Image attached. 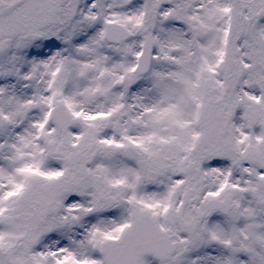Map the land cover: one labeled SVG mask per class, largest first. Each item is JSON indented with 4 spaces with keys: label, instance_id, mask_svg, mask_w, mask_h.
Wrapping results in <instances>:
<instances>
[{
    "label": "snow or ice",
    "instance_id": "6c2138e0",
    "mask_svg": "<svg viewBox=\"0 0 264 264\" xmlns=\"http://www.w3.org/2000/svg\"><path fill=\"white\" fill-rule=\"evenodd\" d=\"M0 264H264V0H0Z\"/></svg>",
    "mask_w": 264,
    "mask_h": 264
}]
</instances>
